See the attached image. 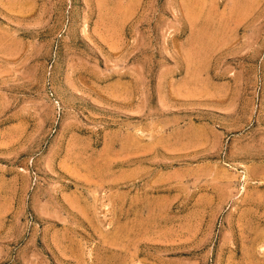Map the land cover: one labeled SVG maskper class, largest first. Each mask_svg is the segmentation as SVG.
<instances>
[{"label":"rangeland","instance_id":"rangeland-1","mask_svg":"<svg viewBox=\"0 0 264 264\" xmlns=\"http://www.w3.org/2000/svg\"><path fill=\"white\" fill-rule=\"evenodd\" d=\"M0 264H264V0H0Z\"/></svg>","mask_w":264,"mask_h":264}]
</instances>
